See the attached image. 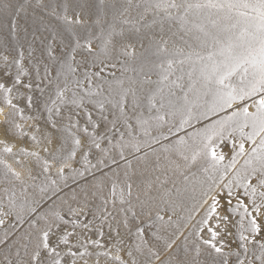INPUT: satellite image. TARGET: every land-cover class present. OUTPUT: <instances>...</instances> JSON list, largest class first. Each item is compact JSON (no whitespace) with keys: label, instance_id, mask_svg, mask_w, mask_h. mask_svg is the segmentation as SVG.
Masks as SVG:
<instances>
[{"label":"snow or ice","instance_id":"obj_1","mask_svg":"<svg viewBox=\"0 0 264 264\" xmlns=\"http://www.w3.org/2000/svg\"><path fill=\"white\" fill-rule=\"evenodd\" d=\"M0 264H264V0H0Z\"/></svg>","mask_w":264,"mask_h":264}]
</instances>
